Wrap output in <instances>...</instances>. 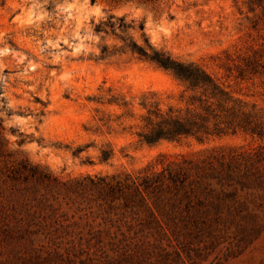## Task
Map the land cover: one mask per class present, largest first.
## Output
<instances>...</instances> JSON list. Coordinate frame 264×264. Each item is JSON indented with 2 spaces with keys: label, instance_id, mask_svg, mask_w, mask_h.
Returning <instances> with one entry per match:
<instances>
[{
  "label": "rangeland",
  "instance_id": "obj_1",
  "mask_svg": "<svg viewBox=\"0 0 264 264\" xmlns=\"http://www.w3.org/2000/svg\"><path fill=\"white\" fill-rule=\"evenodd\" d=\"M143 34L264 115V0H0V264H264V137L143 142Z\"/></svg>",
  "mask_w": 264,
  "mask_h": 264
},
{
  "label": "trees",
  "instance_id": "obj_2",
  "mask_svg": "<svg viewBox=\"0 0 264 264\" xmlns=\"http://www.w3.org/2000/svg\"><path fill=\"white\" fill-rule=\"evenodd\" d=\"M130 25L123 18L119 23L108 20L97 25L98 33L114 34L120 28L127 30ZM143 28V27H142ZM145 43L139 44L130 37H121L124 44L121 51H130L139 58L149 61L159 68L169 71L189 92L185 111L170 108L164 112L160 108L149 111L146 130L140 133L143 142L154 144L160 140H181L193 136L206 139L245 131L260 138L264 137V115L232 93L211 73L194 62L173 57L153 46L143 34ZM103 52H107L104 49Z\"/></svg>",
  "mask_w": 264,
  "mask_h": 264
}]
</instances>
